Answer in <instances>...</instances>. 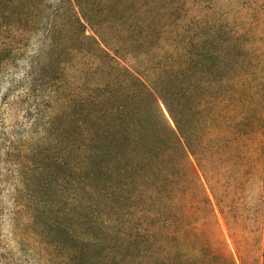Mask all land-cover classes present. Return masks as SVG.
<instances>
[{
  "label": "rangeland",
  "instance_id": "1",
  "mask_svg": "<svg viewBox=\"0 0 264 264\" xmlns=\"http://www.w3.org/2000/svg\"><path fill=\"white\" fill-rule=\"evenodd\" d=\"M125 1L0 0V264H75L72 239L59 230L64 225L104 242L91 224L108 214L91 211L90 195L75 192L78 108L64 105L75 89L103 83L93 66L102 59L93 52L153 80L159 68L176 70L186 60L183 79L194 81L196 91L182 110L190 106L198 130L220 142L206 172L220 180L216 194L225 216L218 242L206 231L193 233L191 245L201 246L205 259L195 264H264V149L257 150L263 137L248 139L256 119L264 121V0ZM142 20L152 22L151 35L140 34L135 22ZM191 44L194 60L184 51ZM203 47L213 54L209 66L198 56ZM77 48L92 53L78 56L92 70L86 79L75 64ZM52 63L62 65L57 79L44 70ZM119 205L126 210L123 200ZM135 214L126 223L133 233L143 212ZM172 257L170 264H185Z\"/></svg>",
  "mask_w": 264,
  "mask_h": 264
},
{
  "label": "trees",
  "instance_id": "2",
  "mask_svg": "<svg viewBox=\"0 0 264 264\" xmlns=\"http://www.w3.org/2000/svg\"><path fill=\"white\" fill-rule=\"evenodd\" d=\"M76 1L83 5L82 0ZM86 1L93 4L94 0ZM117 1L118 4L126 2ZM115 8L122 10V6ZM137 11L146 12L145 16L149 17L142 7ZM82 13L86 17L85 12ZM135 23L142 36L151 35L150 20ZM194 46H188L185 53H193ZM203 49L198 54L199 59L202 65L209 66L213 54ZM81 51L85 50L76 49L75 64L78 69L79 64L82 65L85 71L82 76L86 79L92 70L78 62ZM93 54L102 59L99 64L93 60V66L103 75V83L98 82L96 89H75L77 96L69 98L64 105L72 111L78 108L73 127L76 132L73 145L78 155L71 168L78 177L75 192L79 197L90 195L88 208L100 215L108 214L109 218H93L91 224L92 229L102 234L105 244L97 235L80 234L79 228L59 227L60 232L72 239L75 264H170L173 253L185 260V264L205 261L200 256L202 247L193 248L191 241L193 233L198 231L210 233L217 242L224 237L221 219L225 221V216L216 194L220 180L214 178V173L206 172L209 164L214 163L212 153L220 150L217 147L220 142L198 130L192 120L196 113L190 106L182 110L196 91L195 85L191 88L194 81L188 86L183 79L187 75L182 70L186 60L181 62L182 67L179 62L176 70H169L167 65L165 69L159 68L153 80L145 72L141 74L127 66L113 64L112 58H107L108 53L106 56ZM194 55L188 58L194 60ZM53 64L44 70L57 79L62 65ZM157 64L160 67V62ZM194 76V73L189 76L190 81ZM187 86L193 92L188 91ZM68 108L64 111H70ZM242 123L238 120L236 130L243 136ZM206 128L210 132L212 125ZM199 134L203 139L196 142ZM252 134L254 139L263 137L257 144V150H263L264 121L259 117L248 139ZM204 149H209L211 155L202 154ZM121 200L126 210L120 208ZM139 210L143 212L141 219L138 218L141 228L133 233L126 229V223ZM120 216L125 217L123 223H111ZM107 242L110 243L107 245ZM179 245L184 252L178 249Z\"/></svg>",
  "mask_w": 264,
  "mask_h": 264
}]
</instances>
